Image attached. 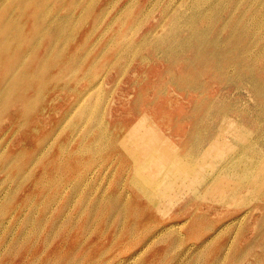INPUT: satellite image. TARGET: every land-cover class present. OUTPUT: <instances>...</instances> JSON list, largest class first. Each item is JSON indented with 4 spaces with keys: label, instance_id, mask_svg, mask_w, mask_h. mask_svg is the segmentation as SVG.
Masks as SVG:
<instances>
[{
    "label": "rangeland",
    "instance_id": "rangeland-1",
    "mask_svg": "<svg viewBox=\"0 0 264 264\" xmlns=\"http://www.w3.org/2000/svg\"><path fill=\"white\" fill-rule=\"evenodd\" d=\"M261 2L0 0V264H264V172L171 167L219 99L258 116Z\"/></svg>",
    "mask_w": 264,
    "mask_h": 264
},
{
    "label": "bare ground",
    "instance_id": "bare-ground-1",
    "mask_svg": "<svg viewBox=\"0 0 264 264\" xmlns=\"http://www.w3.org/2000/svg\"><path fill=\"white\" fill-rule=\"evenodd\" d=\"M197 4L198 3H195L193 5L192 9L197 10V15H199L204 10H203L201 5L197 6ZM75 5H76V3H75ZM77 5H76V7H77ZM262 5H263V3L261 2L259 8L255 9V13L258 12L260 15L264 16V9H263ZM192 16H196V15H192ZM243 26L244 25H239V26H237V28H235L231 31L226 30V28L223 27L222 30L224 31L223 33L225 34L226 37H230L239 28L242 27L241 29H243L245 27V26L244 27ZM260 30L262 32H264L263 29H260ZM207 47H208V44L205 43V50L207 49ZM51 48H52V46H51ZM201 49H202V47L195 46V48L193 49V56L195 57V53L198 55L201 54L200 53ZM50 50L51 49L48 48V51H50ZM220 52L221 51H212L211 54L213 57H222L224 53H220ZM259 53H260V51H259ZM240 59L242 62H244V66H246L245 63L246 64L250 63L245 58H240ZM258 62H260V60L257 58L255 60H253L251 63H258ZM240 64H242V63H240ZM240 64H238V65H240ZM249 66H252V65H248L246 67L249 68ZM208 74H209V77L213 76L212 78L214 80H219V79H221V78H219V76H222L223 72H222V70H220L219 72H216L215 70L214 71L211 70V71H209ZM227 83L228 82H226L225 85ZM241 84L246 85L248 88H250V90L253 92V94L257 97L256 101L258 102V104L255 105L254 109L257 110L256 115H258V116L254 119V122L251 123V122H249L248 118L246 116H244L243 113H241L242 109H240L236 104L229 102L228 96H226L225 98L223 97L222 99H219L217 101L218 104L216 105V107H223L226 111L222 117L216 118V120L213 118H209L208 120H198L196 123L195 122H192L191 124L189 123V125H191L190 127L192 128L191 134H190L192 137L191 138V140H192L191 146H190L191 149L189 151H186L185 154H183V156H182L184 158L183 161L177 162V160H174L172 162V165H171L172 168L176 169L177 173L180 176H181V174L188 173V171L185 170L184 166L182 165L183 163H185V165H187V166H190V164L194 161L196 166L193 165L194 168H191V169L193 171L194 170L195 171H201L204 169L203 168L204 165L207 162H211L212 160H218L219 162H223L224 166L222 167V169H224V171L227 170V172L228 171L232 172L233 174L238 176V178L240 180H242L245 183L254 182L257 179L259 172H261V173L264 172V125L261 122V121H264V103H263L264 101L260 100V97H258V95L264 96L263 95L264 89L262 87H261L262 90L256 88L255 86H253V85H255L254 81H249L248 79L247 80L244 79V81H241ZM242 85H240V86H242ZM263 87H264V85H263ZM232 88H231V90H232ZM236 88L237 87H234L233 89H236ZM167 97H168V94H167ZM261 99H264V98H261ZM226 101H228L229 104ZM150 104H151V102H150ZM138 106L140 107V105H138ZM216 107L214 106L211 109L214 110ZM235 110H236V112L234 114L233 112ZM195 118H196V116H195ZM223 119H224V121H223ZM195 120H197V119H195ZM180 123H182V122H180ZM204 124H206L205 127H203ZM183 125H184V123H183ZM128 128H130V127H128ZM186 128H187V126H186ZM187 130H186V132H187ZM170 131H172V130H170ZM240 136H244V137L240 138ZM202 153H208V156H205L204 159L200 160L199 157ZM147 196H148V194H146V197ZM248 196H250V195H248ZM148 198H149V196H148ZM252 198H253V196H252ZM114 204L115 203H113V205ZM249 212H250V210H249ZM251 218H250V220H251ZM259 219H260V217H259ZM260 221H261V219H260ZM119 222L121 223V220ZM262 222H264V220ZM262 222H260V223H262ZM255 227H257V225ZM229 252H230V250H229ZM242 258H243V255H242ZM241 259H238V260H241Z\"/></svg>",
    "mask_w": 264,
    "mask_h": 264
}]
</instances>
